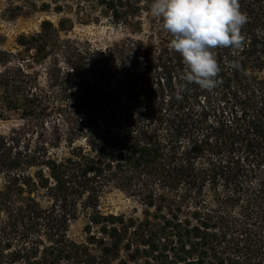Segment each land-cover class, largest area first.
Here are the masks:
<instances>
[{"label": "trees", "instance_id": "1", "mask_svg": "<svg viewBox=\"0 0 264 264\" xmlns=\"http://www.w3.org/2000/svg\"><path fill=\"white\" fill-rule=\"evenodd\" d=\"M239 3L242 50L215 49L221 83L179 99L151 0L78 4L127 28L106 46L64 36L68 16L0 45V105L20 121L0 132V264H264V0ZM110 186L139 213L102 212Z\"/></svg>", "mask_w": 264, "mask_h": 264}, {"label": "clouds", "instance_id": "2", "mask_svg": "<svg viewBox=\"0 0 264 264\" xmlns=\"http://www.w3.org/2000/svg\"><path fill=\"white\" fill-rule=\"evenodd\" d=\"M149 10L171 35L170 46L185 65L177 98L193 83L214 90L221 83L214 50L229 48L235 54L245 43L242 29L249 18L239 0H151Z\"/></svg>", "mask_w": 264, "mask_h": 264}, {"label": "rangeland", "instance_id": "3", "mask_svg": "<svg viewBox=\"0 0 264 264\" xmlns=\"http://www.w3.org/2000/svg\"><path fill=\"white\" fill-rule=\"evenodd\" d=\"M80 2L82 3V0H0L1 47L15 51L17 47L16 38L20 34L37 31L43 19H50L55 22L61 16L72 17L74 20L72 29L63 33L67 37L87 40L96 46H106L125 36L128 30L124 25L112 23L103 15H100L97 10L86 16L81 15L76 19L74 12L77 11ZM47 4L49 5L48 10L44 11L43 9L47 8L45 7ZM83 5L86 6V2ZM56 6H62L63 12L55 13L54 8ZM143 21L145 22L146 19ZM0 111L4 114V118H0V132L6 133L11 127L20 124L16 115L4 111L1 105ZM99 206L104 213L131 214L134 213L135 209L137 213L141 209L134 198L114 186L108 187L101 194ZM81 227L82 220H78L72 226L71 233L76 239L83 238ZM122 256L124 255L122 254ZM111 264H118V260L113 261Z\"/></svg>", "mask_w": 264, "mask_h": 264}]
</instances>
